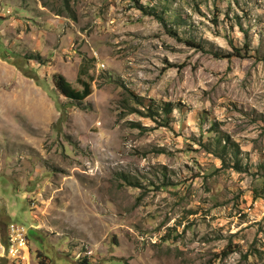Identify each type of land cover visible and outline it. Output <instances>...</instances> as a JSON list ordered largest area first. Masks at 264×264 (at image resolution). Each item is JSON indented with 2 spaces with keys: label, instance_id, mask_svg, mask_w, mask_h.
Listing matches in <instances>:
<instances>
[{
  "label": "rangeland",
  "instance_id": "374dc122",
  "mask_svg": "<svg viewBox=\"0 0 264 264\" xmlns=\"http://www.w3.org/2000/svg\"><path fill=\"white\" fill-rule=\"evenodd\" d=\"M11 222L0 264H264V0H0Z\"/></svg>",
  "mask_w": 264,
  "mask_h": 264
},
{
  "label": "built area",
  "instance_id": "2783aa9c",
  "mask_svg": "<svg viewBox=\"0 0 264 264\" xmlns=\"http://www.w3.org/2000/svg\"><path fill=\"white\" fill-rule=\"evenodd\" d=\"M5 239H0V260H22L23 253L30 250L28 231L22 224L11 222L7 225ZM23 254V255H22Z\"/></svg>",
  "mask_w": 264,
  "mask_h": 264
},
{
  "label": "trees",
  "instance_id": "16d2710c",
  "mask_svg": "<svg viewBox=\"0 0 264 264\" xmlns=\"http://www.w3.org/2000/svg\"><path fill=\"white\" fill-rule=\"evenodd\" d=\"M169 32H172V31L169 30ZM187 43H189L193 47H199V45L195 44V42L193 41H187ZM234 50L236 51V53L234 52L232 54L230 53L227 55L215 53V55H217V57H220V58H231L235 55H241L240 49L234 48ZM82 85L83 87L81 90H76L75 88L71 86L70 82L63 75H58L55 78V86L58 89V91H60L65 97H67L71 101H74L75 103L83 102L91 94L90 85L88 83H83ZM168 113H169V110H168Z\"/></svg>",
  "mask_w": 264,
  "mask_h": 264
}]
</instances>
